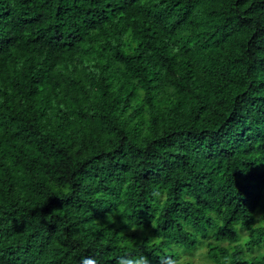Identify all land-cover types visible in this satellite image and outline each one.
Segmentation results:
<instances>
[{
    "label": "trees",
    "instance_id": "1",
    "mask_svg": "<svg viewBox=\"0 0 264 264\" xmlns=\"http://www.w3.org/2000/svg\"><path fill=\"white\" fill-rule=\"evenodd\" d=\"M202 241L264 264V0H0V264Z\"/></svg>",
    "mask_w": 264,
    "mask_h": 264
},
{
    "label": "rangeland",
    "instance_id": "2",
    "mask_svg": "<svg viewBox=\"0 0 264 264\" xmlns=\"http://www.w3.org/2000/svg\"><path fill=\"white\" fill-rule=\"evenodd\" d=\"M201 245L203 246H199L193 249L191 252L186 253V256L191 257L194 264H210L204 255L206 252V242L202 241Z\"/></svg>",
    "mask_w": 264,
    "mask_h": 264
},
{
    "label": "clouds",
    "instance_id": "3",
    "mask_svg": "<svg viewBox=\"0 0 264 264\" xmlns=\"http://www.w3.org/2000/svg\"><path fill=\"white\" fill-rule=\"evenodd\" d=\"M82 264H97V261L91 257H84ZM119 264H148V260L146 257H142L140 260L135 262L131 259L121 260ZM171 264H176V261H172Z\"/></svg>",
    "mask_w": 264,
    "mask_h": 264
}]
</instances>
